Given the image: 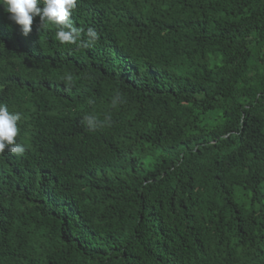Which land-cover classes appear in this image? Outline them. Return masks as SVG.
I'll list each match as a JSON object with an SVG mask.
<instances>
[{
    "label": "trees",
    "instance_id": "16d2710c",
    "mask_svg": "<svg viewBox=\"0 0 264 264\" xmlns=\"http://www.w3.org/2000/svg\"><path fill=\"white\" fill-rule=\"evenodd\" d=\"M8 15L0 264H264V0H77L86 49Z\"/></svg>",
    "mask_w": 264,
    "mask_h": 264
},
{
    "label": "clouds",
    "instance_id": "9594fccd",
    "mask_svg": "<svg viewBox=\"0 0 264 264\" xmlns=\"http://www.w3.org/2000/svg\"><path fill=\"white\" fill-rule=\"evenodd\" d=\"M0 5L9 14L8 19L20 26V31L27 36L32 30L34 18L38 17L41 24H52L56 27L55 39L61 44H77L88 48L99 37L95 29L89 27L86 39H81L82 29L75 27L70 19L77 6V0H0ZM71 82L72 76L65 77ZM119 100V95L113 99V106ZM22 118L20 112H10L6 104L0 103V153L5 149L11 154L20 156L25 152V146L18 143L16 137L19 133L18 122ZM84 121L89 128L95 129L104 126L110 117L101 120L94 114L84 116Z\"/></svg>",
    "mask_w": 264,
    "mask_h": 264
}]
</instances>
